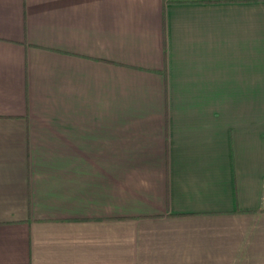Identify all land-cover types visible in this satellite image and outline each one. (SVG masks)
Wrapping results in <instances>:
<instances>
[{"label":"crops","instance_id":"1","mask_svg":"<svg viewBox=\"0 0 264 264\" xmlns=\"http://www.w3.org/2000/svg\"><path fill=\"white\" fill-rule=\"evenodd\" d=\"M264 0H0V264H264Z\"/></svg>","mask_w":264,"mask_h":264},{"label":"built area","instance_id":"2","mask_svg":"<svg viewBox=\"0 0 264 264\" xmlns=\"http://www.w3.org/2000/svg\"><path fill=\"white\" fill-rule=\"evenodd\" d=\"M263 205H264V198H263Z\"/></svg>","mask_w":264,"mask_h":264}]
</instances>
